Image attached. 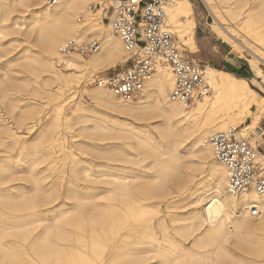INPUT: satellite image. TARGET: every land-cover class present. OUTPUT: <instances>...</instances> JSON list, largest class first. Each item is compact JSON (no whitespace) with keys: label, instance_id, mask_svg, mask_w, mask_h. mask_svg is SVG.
Segmentation results:
<instances>
[{"label":"bare ground","instance_id":"6f19581e","mask_svg":"<svg viewBox=\"0 0 264 264\" xmlns=\"http://www.w3.org/2000/svg\"><path fill=\"white\" fill-rule=\"evenodd\" d=\"M95 1L60 0L51 17L42 22L46 24L43 32L33 33L32 26L38 22L35 14L30 12L28 17L22 14L38 0H0L6 14L20 13L5 27L0 26V34L4 29L5 33L14 35V43L23 34L32 38V45L39 47L36 56L30 54L29 45L26 47L23 66L30 70L32 77L23 84L30 88L26 96L11 99L9 103L14 127L0 117V147L6 150L14 145L30 150L29 164L33 166L45 155L39 153L40 149L49 146L46 155H52L56 147L64 151L58 131L60 125L70 129L77 124L83 137L116 142L85 144L88 151L106 156L111 163L116 161L120 168L149 160V179L138 181L141 177L135 174L128 178L118 172L120 168L106 171L103 181L107 187L103 191L92 196L74 193L72 207L55 214L57 204L47 205L54 203L57 193L54 196L39 185L42 179L31 172L34 166L26 179L35 192L33 197L30 192L27 196L23 189L14 193L10 186H3L12 181L15 173L11 167L4 169L0 172V264H86L101 252L107 264H264L257 255L264 250V193L251 189L240 195L229 193L224 166L216 163L211 146L203 142L210 133L238 126L249 116L252 123L238 132L242 136L250 135L251 143L255 142L260 148L264 140L253 124L257 125L264 117V98H258L244 78L205 66L204 79L212 96H204L191 104L171 101L173 74L160 65L146 82L143 92L131 101H123L105 88L97 87L89 93L97 105L112 108L114 114L93 118L80 102L74 106L75 119L62 114L65 95L73 92L86 70L109 69L128 58L109 24L103 23L102 16L88 10V5ZM202 1L219 35L231 43L235 51L247 49L252 56L249 61L255 66L256 62L264 63V56L248 46L249 36L263 41L264 45V33L251 34L264 28V0ZM193 11L192 4L186 0H175L166 9L171 30L192 49L195 46ZM240 15L241 21L236 24ZM79 16L83 17V22L77 21ZM12 18L2 15L0 21L6 23ZM71 37L97 38L101 49L87 58L73 56L62 69L55 63L58 47ZM10 82L5 84L8 86L14 80ZM0 95L10 100L2 91ZM222 97L228 101L226 107L214 110ZM37 98L56 101L51 116L47 114L43 118ZM234 98L238 106L232 110ZM251 106L255 111L250 112ZM15 109L20 110L17 117H14ZM130 120L147 122L136 124ZM20 128L30 134L22 136L16 130ZM160 146H168L170 150H161ZM181 149H185V154ZM259 161L264 166V147L259 150ZM205 165L208 169L202 176ZM70 170L84 180L92 177L91 166H82L75 159L70 163ZM168 180L173 182V188L169 187ZM181 194L184 202L180 206H192V209L180 214L174 210L181 200L172 198ZM156 196L164 202L166 212L154 223V217L161 213L160 201L152 204L149 200ZM98 198L103 201L99 202ZM251 206H257L260 213L251 214ZM48 212H52L49 218Z\"/></svg>","mask_w":264,"mask_h":264},{"label":"rangeland","instance_id":"374dc122","mask_svg":"<svg viewBox=\"0 0 264 264\" xmlns=\"http://www.w3.org/2000/svg\"><path fill=\"white\" fill-rule=\"evenodd\" d=\"M5 1H10V0H5ZM186 1L192 4V8L194 10L193 11V21L195 23V34H194L193 40H194L195 46H194V49L188 47L186 43L180 41L178 36L173 32L179 44L187 50L191 58H193L196 62H198L202 66L203 70L205 66H209L211 68L230 72V73L235 74L238 77H242L246 80V85L248 86V88L254 91L258 98H261V97L264 98V63L256 62V66H255L252 62L249 61V59H252V56H251V53L247 49L241 50V52L235 51L232 47V44L225 41L219 35L218 31L215 28L214 19L212 15L210 14V12L205 7L202 0H186ZM29 13L30 11L25 10L22 15H24L25 17H28ZM19 14L17 11H13L10 14H6L5 8L0 6V17L2 15H8V16L10 15L11 18L13 17L9 22L7 21L6 23L0 21V26L5 27V25L15 20L14 18L19 16ZM241 17L242 15H240L235 20L236 24L240 23ZM103 23H107V22L104 20ZM1 31L3 33H1L2 35L0 37V86H1L0 88H3V90H1L2 94L7 96L10 100H8L7 98L5 99L1 97L2 95H0V117L3 118L5 121H7L8 124L11 123L10 125L14 127V122H13L14 120L12 121V118L10 117L11 113H9L10 111L9 103L11 99L14 100V99L23 98L24 96H26V90L30 88L29 86H25L26 81H27L26 79L28 77H32V74L28 73L30 72V70L28 68H25V66H23L24 64L23 57H24L25 52L27 53V51L25 50H26V47L30 46L29 47L31 51L30 54L33 56H36L39 50V47L38 45H34V44L32 45L30 43V42H33L32 38L30 37L27 38L23 36V34H21L22 37L21 35H19L20 40L14 43L12 42V38L14 37V35L5 33L4 29H1ZM257 33H264V28H260L257 31H252L251 34H257ZM241 37L242 36H239L238 39H241ZM249 38L251 39V40L248 39L249 49L255 51L256 53H260L264 56L263 41H258L256 39H253V37L251 36H249ZM16 58H19V59H16ZM125 65L124 63H117L116 66L114 67H111L105 70L101 69L97 72H93L90 69L86 70L83 74V77L80 79L79 84L73 89V92L70 95L68 94L65 95L66 104L62 110V114L66 116H70L73 119H75L77 114L76 113L74 114L73 112L74 106L78 104L79 102L82 103V105H84L88 109L86 113L92 116L93 118H97L101 116L107 117L108 115L110 116L114 114L115 112L113 111L112 108L106 107L103 105H97L96 102H94L90 98L89 93L91 91H94L97 88L90 82H91V78L93 75L112 73L119 67L125 66ZM4 75L5 77H3ZM7 76L9 77L7 78ZM6 78L7 80H4ZM1 79L3 81H1ZM12 79L14 80V82L10 84L11 83L10 81H13ZM22 80H24V82ZM7 82H10L8 83V86L6 85ZM13 85H16L17 88H15ZM5 90H7L8 93ZM1 91H0V94H1ZM205 96L210 98L212 96L211 90H209V93ZM234 100H235L234 104L230 108L232 110L236 109V107L238 106L237 99L234 98ZM38 101L40 103V108H41L40 110H42L41 113L43 114L42 115L43 118L47 116V114L48 116L49 115L51 116L54 113L56 101L53 100V98L52 99L43 98L42 100L40 98L38 99ZM218 101L219 103H216L215 108H214V110L216 111L223 109L224 107H226L228 103L225 97L220 98ZM249 110L250 112H253L255 111V107L251 106ZM18 111L20 110L15 109L14 117H17L19 115ZM130 121L135 122L136 124H141L145 120L144 121L143 120H130ZM149 121L153 122L154 120H149ZM251 123H252L251 118L247 116L241 124H239L238 126H234L233 128L241 129L244 125H248ZM256 126L262 129L264 128V117H262L259 120ZM78 127L79 126L77 124H73L70 129H65L64 126L60 125L58 127V131H59L61 140L64 144V151L66 153H64L62 149L56 147L54 149L55 152L52 155H46L47 151L50 150L49 146L46 148L40 149L39 153L43 152L45 155L39 161H37L36 164L33 165L34 167L29 164L30 163L29 159L32 158L30 150L21 149L18 146H14V145L8 146L9 148L7 147L6 150L5 148L0 147V161L7 160L11 165V170L15 171L14 175L12 176L13 177L12 181H9L3 186L5 185L7 187L10 186V191L14 193L15 192L17 193L18 191L23 189L25 190L26 195L28 194L27 196L31 195V197H33L35 195V192H33V189H32V186H30V183L26 181L28 177V172L33 167L31 169V172H33V174L39 179H42L39 182V185L42 188H44V190L52 193L54 196L56 195V193L58 195V198H57V195L55 196L56 198L53 200L54 203H50L49 205H47V207H49L51 205L57 204L56 208L54 207L55 214H57L60 210L72 207L73 201H74L72 198V194L74 193L79 196H86V195L92 196L100 191H103V189L107 187V185L103 181L104 180L103 173L106 171L113 172L115 171V168L119 169L120 168L119 166L121 165H119V163H117L116 161H112V160H111L112 161L111 163L109 159L104 155H101L100 157L88 151L86 149L87 146L85 143H91V141L92 142L95 141L96 143H99V144L101 143V145L102 144L105 145L109 143L114 144L116 142L114 140H112L114 143L111 141L109 142V140L107 141L90 140L81 135V132L79 131ZM149 127L150 129H152L154 135L157 136V133L153 130V127L151 125H149ZM16 130L22 136L24 135V137L25 136L27 137V135L30 134V132L26 131L24 128L23 129L20 128ZM259 147L260 148L258 150H261V148L264 147V143L262 142ZM180 151L182 154H185V149H181ZM131 152L133 153V150H131ZM17 159L19 163L17 162ZM25 159H27V161H25ZM73 159H75L76 161H80L82 166H85V167L91 166V172H92L93 179L91 177V178L84 180V178H81V176L78 177L76 174H73V172L70 170V163L72 162ZM145 161H148V162H145ZM145 161L140 162L141 165L139 164V162L133 163L132 165L128 164V166L125 165V167H123L124 169H122L121 167L118 172L123 173V175H125L128 178L132 177L133 174H135L141 177L140 179H138V181H148L149 179L148 176L150 174V164H149V160H145ZM132 167H133V170H132ZM207 167L208 165H205L204 167L205 169H203L204 172L202 173V176L205 175L208 169ZM144 168H145V171H143ZM146 168H148V170ZM98 177L100 179H98ZM143 177L144 178L146 177V178L144 179ZM91 181H93L94 183ZM172 184L173 182L171 183V180H168L169 187L173 188ZM43 185L46 187H44ZM11 186H14V187H11ZM54 187H56V191H54L55 190ZM67 188L70 189L71 191L68 190ZM50 189L51 190L53 189V191L51 192ZM29 192H30V195H29ZM182 197H183V194L176 195L172 199H178L180 201L181 199H183ZM161 200L162 199L157 196L149 200V202L152 204H154L157 201H160L158 204H159V209L161 213H158L154 217V223H156L157 218L161 214H164L166 212L165 204ZM84 201L87 202L88 200L84 199ZM84 201L81 200L80 202H82V204H85L83 203ZM98 201L102 202L103 200L102 198H98ZM182 202L184 201L181 200L180 203L178 204L179 205L178 208H175L174 210L175 212L181 214V213H186V211H189L190 208L192 209V206H186V207H182V205L180 206V204H183ZM52 212L47 213L48 218L51 217Z\"/></svg>","mask_w":264,"mask_h":264},{"label":"built area","instance_id":"2783aa9c","mask_svg":"<svg viewBox=\"0 0 264 264\" xmlns=\"http://www.w3.org/2000/svg\"><path fill=\"white\" fill-rule=\"evenodd\" d=\"M174 1L152 0L151 4L148 0L138 2L125 13L130 14L135 23L119 21L115 28L112 27L115 8H108L113 0H96L89 4L88 10L102 16L128 54L124 62L127 65L112 73L93 75L90 83L110 90L123 101H131L143 92L146 82L161 65L169 68L173 74L169 93L171 101L191 103L207 95L210 89L204 79L202 66L179 44L167 23L166 9ZM120 2L125 6L131 4V0ZM148 8H151V12H146ZM124 11L122 8L121 12ZM77 21L83 22L84 19L79 16ZM146 33L150 35L146 36ZM100 49L101 42L97 38L71 37L59 45L55 63L63 69L73 56L85 58ZM145 51L146 54L142 55ZM258 129L256 132L259 135L264 134V128ZM203 142L211 146L215 159L224 166L229 193L240 195L250 189L264 193V166L259 161V148L251 143L250 135L242 136L237 128H227L210 133ZM250 210L253 215L260 213L257 206H251Z\"/></svg>","mask_w":264,"mask_h":264},{"label":"snow or ice","instance_id":"6c2138e0","mask_svg":"<svg viewBox=\"0 0 264 264\" xmlns=\"http://www.w3.org/2000/svg\"><path fill=\"white\" fill-rule=\"evenodd\" d=\"M143 3L144 0H131V4L128 6H125L120 2V0H113L112 3L108 5V8H115V11L112 13L113 15V25L112 27L115 28L118 26L119 21H124V22H131L132 24L135 23L133 17L130 14L125 15L127 13V9L131 7L132 5H135L137 3ZM149 4H151L152 0H148ZM59 7V0H38L36 3H32L29 5V11L33 12L35 14V18L38 21L37 23L33 24L31 31L33 33L36 32H43L44 28L46 27L45 23H42L46 21L47 18H50L52 15L53 9H56ZM124 9V12H121V9ZM146 12H151V8L146 9ZM2 35V34H0ZM150 35V33H146V36ZM143 42V41H141ZM142 55L146 54L141 53ZM191 63V61H189ZM178 83V81H177ZM253 128L256 131H259V129L256 127L255 123L253 124ZM262 140H264V134H261ZM255 146V142H254ZM161 150H170L168 146H160ZM219 164V161L216 162ZM11 167L10 163L5 160L0 162V172H2L4 169ZM264 187V185H262ZM215 203V201H213ZM33 210H35L33 208ZM261 261H264V250H261L259 253H257ZM86 264H107L106 259L103 256V252L100 254L96 255L95 260H89L86 262Z\"/></svg>","mask_w":264,"mask_h":264}]
</instances>
